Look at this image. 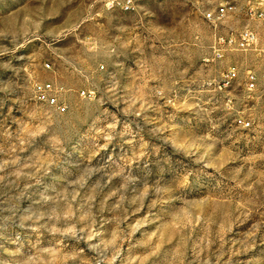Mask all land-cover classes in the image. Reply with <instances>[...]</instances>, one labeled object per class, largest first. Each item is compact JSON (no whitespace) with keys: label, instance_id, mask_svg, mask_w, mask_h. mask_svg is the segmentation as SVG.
I'll list each match as a JSON object with an SVG mask.
<instances>
[{"label":"rangeland","instance_id":"1","mask_svg":"<svg viewBox=\"0 0 264 264\" xmlns=\"http://www.w3.org/2000/svg\"><path fill=\"white\" fill-rule=\"evenodd\" d=\"M123 1L0 0V264H264V24Z\"/></svg>","mask_w":264,"mask_h":264},{"label":"built area","instance_id":"2","mask_svg":"<svg viewBox=\"0 0 264 264\" xmlns=\"http://www.w3.org/2000/svg\"><path fill=\"white\" fill-rule=\"evenodd\" d=\"M219 1L212 9L204 11V18L211 25L216 27L228 16H238L242 19V25L235 32L228 36H217L215 44L211 47L213 55H226L232 52H248L256 48L259 42V33L255 24H264V0H211ZM123 8H132V0H124ZM235 77L231 71L228 78ZM246 87L249 91L255 87V78L249 76L246 81ZM36 92L41 101L48 105L56 107L59 112L65 111V106L58 103L57 99L50 95V85H39Z\"/></svg>","mask_w":264,"mask_h":264}]
</instances>
